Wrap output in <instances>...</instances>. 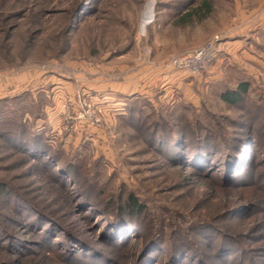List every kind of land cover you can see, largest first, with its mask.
I'll list each match as a JSON object with an SVG mask.
<instances>
[{"label":"rangeland","instance_id":"1","mask_svg":"<svg viewBox=\"0 0 264 264\" xmlns=\"http://www.w3.org/2000/svg\"><path fill=\"white\" fill-rule=\"evenodd\" d=\"M148 4L153 17L141 30ZM215 39L219 53L205 71L219 61L214 75L220 81L212 88L203 80L205 73L194 78L170 66L172 58ZM0 77V97L14 100L5 107L28 126L34 117L48 119L46 126L35 122V131L60 164L72 159L82 164L81 178L57 180L56 169L0 138V181L28 205L49 213L58 229L44 248L50 253H27L15 259L18 264H78L70 258L82 257L80 250L69 247V258L64 249L69 231L114 264H134L146 235L153 234L159 244L148 264H168V246L182 243L184 255L201 247L204 257L222 264L215 255L217 236L208 233L210 240L204 239L201 226L222 229L255 255L264 250L262 191L229 185L217 168L204 172L172 164L150 139L155 123L177 124L184 117L212 126L214 115L225 123L258 120L253 131L261 134L255 142L264 151V0H0ZM190 80L195 82L183 84ZM242 81L249 83L250 114L219 98L222 89ZM255 105L263 113L256 111L252 120ZM258 154L253 151L249 159L262 164L256 175L264 166ZM84 180L106 197L134 195L143 212L132 224L143 234L130 233L121 246L104 244L103 214L87 212L76 199L86 188L80 187ZM10 208L0 199V228L19 235L35 253L40 236L13 224L22 217ZM236 256L238 251L227 264ZM183 258L178 262L195 264Z\"/></svg>","mask_w":264,"mask_h":264},{"label":"trees","instance_id":"2","mask_svg":"<svg viewBox=\"0 0 264 264\" xmlns=\"http://www.w3.org/2000/svg\"><path fill=\"white\" fill-rule=\"evenodd\" d=\"M248 90L249 83L242 81L237 83L235 88L222 89L219 98L229 107L240 108L250 114L253 109L250 108L252 104L247 106L249 103L247 101ZM13 101L9 98L0 99V138L10 143L16 152L38 161L47 169H56L57 171L52 175L57 180L68 182L75 178H81L79 172H81L82 164H77L75 159L60 164V160L47 146L43 135L35 131L37 118L34 117L33 125L28 126L19 116L13 114L9 106L5 107ZM254 107L253 117L250 115L252 120L258 118L259 112L263 113L262 108H258L259 105ZM211 120L213 122L212 126L199 124L198 122L191 123L184 117H178L177 124H170L167 121H163L161 124L155 123L153 126L155 129L152 130L150 139L168 156L172 164L186 165L185 167L204 172H211L214 168H217L222 173L223 179H227L229 185H240L243 188L252 185L255 189L264 193V166L259 167L262 168V172L256 175L259 163L253 164L249 160L253 156V151L259 152L258 155L264 157V151L257 150L258 145L255 142V138L257 135L260 136L261 133L258 131L255 134L253 131L254 124H258V120L254 121V124L253 121L248 122L247 119L240 123L234 120H226V123L229 122L235 128L234 133H230L229 128H226L225 118H218L213 115ZM157 127L159 128L158 131L156 130ZM260 128H264V122H262ZM154 135H156V139H154ZM260 165L262 164L258 166ZM254 170L256 172H252ZM85 181L88 182L84 180L83 186L80 185V187L86 186ZM64 184L62 182V186H65ZM96 190V185L86 186L85 190L83 189L82 192L78 193L79 198L76 199L80 201L81 207H86L87 212L93 209L92 213L94 215L100 211L103 214V217L99 218L100 221L103 220L99 223L103 243L107 246H121L130 233L137 232L134 237H140V233L143 234L141 228L136 231L132 224L133 219L135 220L143 212L137 198L134 195H128L123 199L119 195L116 199H113L112 196L106 197L102 191L98 192ZM0 199L3 203L9 205L10 209L16 214L21 212L20 216L22 218L17 221L11 220L13 224L21 226V228H27L30 232L40 236L39 242L35 244V253H31L30 244L24 243L19 235H15L14 232L8 229L0 228V252L4 255L2 257L3 264H18L15 259H19L27 253L40 254L45 252L47 255L49 250L44 248L46 246L47 248L50 247V241L56 239L53 238V235L58 230L56 222L50 214L34 208L32 204V207L28 205L27 201L21 200L19 195L11 190L7 183L2 181H0ZM201 227H203L202 237L204 239L210 240V236H207L208 233L217 236L215 255L217 259H221L222 264L229 263V258L233 256L235 251L236 253L238 251L239 257L236 256V262L230 261L231 264H264V250L255 255L253 251L247 250L242 241L227 234L222 229H213L208 226ZM68 234L69 237L64 239V245L67 242L64 249L67 250L69 258L72 255V251L68 250L69 247L74 248L75 246V249L80 250L82 254V257L71 256L70 261L78 264H114L98 247L83 242L80 238L71 234L70 231ZM146 236L145 246L141 249L138 255L139 258H136L134 264H148L154 261L153 255L158 250L157 246L159 244L158 236L154 234ZM185 246L187 245L184 243L179 247L168 246V264L178 262L182 256L184 257L183 260L187 262L192 260L195 264H217L212 263V260L208 257H204V254L201 253V247L194 249L195 252L193 253L189 251L188 255H186L187 253L184 255L185 250H187ZM207 249H209V245ZM177 264L184 263L180 261Z\"/></svg>","mask_w":264,"mask_h":264},{"label":"built area","instance_id":"3","mask_svg":"<svg viewBox=\"0 0 264 264\" xmlns=\"http://www.w3.org/2000/svg\"><path fill=\"white\" fill-rule=\"evenodd\" d=\"M218 42V39H215V41H211L193 52L172 58L169 64L178 72H185L194 78L199 77L217 58L219 53ZM95 122L97 125L98 120Z\"/></svg>","mask_w":264,"mask_h":264},{"label":"crops","instance_id":"4","mask_svg":"<svg viewBox=\"0 0 264 264\" xmlns=\"http://www.w3.org/2000/svg\"><path fill=\"white\" fill-rule=\"evenodd\" d=\"M218 64H219V61L215 64V66H213L212 68H211V70H209V71H207V72H205V74H204V77H203V80H204V82H205V84L209 87H213L214 86V84H216V83H218L219 81H220V78H219V76H216V75H214L215 74V72H216V70H218L219 68L218 67H220V65L218 66ZM218 66V67H217ZM218 68V69H217ZM221 68V67H220ZM213 74V75H212ZM0 81H1V77H0ZM198 81V80H197ZM195 81H192V80H190V81H188L187 83H183V84H187L188 86L189 85H191L192 83H194ZM177 84L179 85V86H181V83L180 82H177ZM128 97V96H127ZM3 97H0V99H2ZM125 100H127L126 98H124ZM50 116V115H49ZM46 121L48 122V119H46ZM45 121V122H46ZM45 122H43V121H40L39 120V122H37V120H36V123H38L39 125L40 124H44V126H46V123ZM43 126V127H44ZM83 127V126H82ZM41 128V127H40ZM96 129V128H95ZM79 131H82V130H79ZM94 131V130H93ZM95 133V132H94ZM99 135V134H98ZM81 136H82V133H79L78 134V139H80V140H82V138H81ZM99 138V137H98ZM97 138V139H98ZM83 140H84V138H83Z\"/></svg>","mask_w":264,"mask_h":264},{"label":"bare ground","instance_id":"5","mask_svg":"<svg viewBox=\"0 0 264 264\" xmlns=\"http://www.w3.org/2000/svg\"><path fill=\"white\" fill-rule=\"evenodd\" d=\"M152 17H153L152 5L148 4L143 13V18L141 21V30H144V28L151 23Z\"/></svg>","mask_w":264,"mask_h":264}]
</instances>
